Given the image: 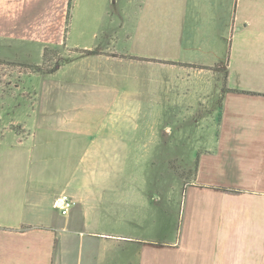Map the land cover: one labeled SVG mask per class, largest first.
Returning a JSON list of instances; mask_svg holds the SVG:
<instances>
[{
    "label": "crops",
    "instance_id": "1",
    "mask_svg": "<svg viewBox=\"0 0 264 264\" xmlns=\"http://www.w3.org/2000/svg\"><path fill=\"white\" fill-rule=\"evenodd\" d=\"M46 51L56 92L0 138V264H264V0H0V61ZM145 110L216 115L172 238L129 183Z\"/></svg>",
    "mask_w": 264,
    "mask_h": 264
},
{
    "label": "rangeland",
    "instance_id": "2",
    "mask_svg": "<svg viewBox=\"0 0 264 264\" xmlns=\"http://www.w3.org/2000/svg\"><path fill=\"white\" fill-rule=\"evenodd\" d=\"M50 59L48 57L47 61L44 60L41 65L31 66L0 61V138L10 128L18 130V125H14L12 121L25 119L27 111L32 113L31 108L34 107L35 103L34 93L39 96L40 105L45 92L49 90L56 92V76L45 75L52 72L56 65V61L50 63ZM33 75L43 77L37 79L31 77ZM21 106L26 108L15 115L16 110ZM41 106L44 107L43 104ZM50 106L55 108L56 103L51 100ZM38 107L33 114L34 119H46L41 107L39 109ZM172 111L155 112L145 110L139 116L140 126L144 124L142 127H145L144 134H139V132L133 130L134 126H131L132 129L130 127L127 132L128 136L134 137L137 133V136L150 140L152 132L156 133L159 130L158 133L162 138L161 144L128 146L130 155L128 168L130 171L135 172V176H130L129 183L132 184L133 182L134 184L138 180L140 185L143 181L145 185H150L148 186V193L159 190L161 196L159 199L161 236H170V238L175 235L176 228H174V224L178 225L177 230L179 231L180 216L182 224L184 221L188 194L183 195V193L186 191V187L195 180L198 151L204 147V139L201 136L213 127V120L216 119L215 114L212 116L213 120L209 122L207 120L203 121V115L200 113ZM196 119L200 120L197 124L199 127L191 128L187 122H193ZM168 124L177 127L171 135L165 129ZM152 125L153 129H151ZM190 132L194 134L192 138L188 139L185 134Z\"/></svg>",
    "mask_w": 264,
    "mask_h": 264
},
{
    "label": "built area",
    "instance_id": "3",
    "mask_svg": "<svg viewBox=\"0 0 264 264\" xmlns=\"http://www.w3.org/2000/svg\"><path fill=\"white\" fill-rule=\"evenodd\" d=\"M75 205L76 201L66 193L62 194L56 201V207L64 216H68Z\"/></svg>",
    "mask_w": 264,
    "mask_h": 264
},
{
    "label": "trees",
    "instance_id": "4",
    "mask_svg": "<svg viewBox=\"0 0 264 264\" xmlns=\"http://www.w3.org/2000/svg\"><path fill=\"white\" fill-rule=\"evenodd\" d=\"M85 53L87 54H96L97 51H86ZM47 58H48V54H47V51L45 52V56H44V60L47 61Z\"/></svg>",
    "mask_w": 264,
    "mask_h": 264
}]
</instances>
